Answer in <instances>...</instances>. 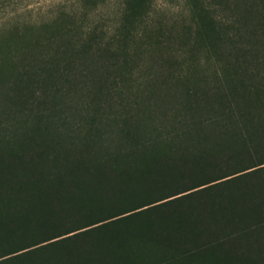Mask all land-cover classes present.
<instances>
[{
	"label": "trees",
	"instance_id": "obj_1",
	"mask_svg": "<svg viewBox=\"0 0 264 264\" xmlns=\"http://www.w3.org/2000/svg\"><path fill=\"white\" fill-rule=\"evenodd\" d=\"M16 3L0 264H264V0Z\"/></svg>",
	"mask_w": 264,
	"mask_h": 264
},
{
	"label": "rangeland",
	"instance_id": "obj_2",
	"mask_svg": "<svg viewBox=\"0 0 264 264\" xmlns=\"http://www.w3.org/2000/svg\"><path fill=\"white\" fill-rule=\"evenodd\" d=\"M73 1L74 0H16L17 3L15 7L24 14L30 13L31 18H37L43 13L55 10L60 5H69ZM186 2L187 0H153L152 19H161L166 24L174 20H180L184 16Z\"/></svg>",
	"mask_w": 264,
	"mask_h": 264
}]
</instances>
